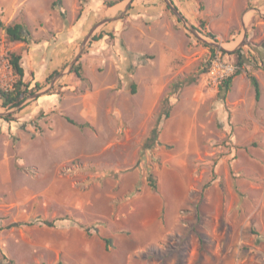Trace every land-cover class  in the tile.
I'll return each instance as SVG.
<instances>
[{"label":"rangeland","instance_id":"rangeland-1","mask_svg":"<svg viewBox=\"0 0 264 264\" xmlns=\"http://www.w3.org/2000/svg\"><path fill=\"white\" fill-rule=\"evenodd\" d=\"M108 1L0 0L31 33L1 36L2 86L7 49L31 86L59 72L0 120V264H264V0H169L186 24L164 0ZM220 50L242 54L228 91L206 83Z\"/></svg>","mask_w":264,"mask_h":264},{"label":"trees","instance_id":"trees-1","mask_svg":"<svg viewBox=\"0 0 264 264\" xmlns=\"http://www.w3.org/2000/svg\"><path fill=\"white\" fill-rule=\"evenodd\" d=\"M125 0H115V1H108L104 2V5L107 8H111L115 6L118 3H121ZM1 36L3 38V43L5 45L9 44H16V43H22L25 45H28L31 40V33L30 30L27 28V26L24 23L17 22V21H11L8 23H5L0 16V41ZM208 37H211L214 39V36L208 34ZM102 38V35L99 34L98 36L94 37V41H98ZM211 53L215 52V49L210 46ZM222 54H229V55H235L236 56V70L232 75L227 77L225 80L220 82L218 84L219 90H225L228 91L231 87V83L234 79V77L240 75L241 73V66L243 64L242 62V54L240 50H235L231 53H226L223 50L219 51ZM215 55V54H214ZM213 55V56H214ZM5 60L8 66V69L10 70L13 80L12 83L4 87L2 86L0 82V109L3 111L0 113V120H3L4 122H12L14 121L15 115L18 114L22 109L27 100L35 96V94L40 91L43 88V84L49 83L55 76L59 74L58 71L54 70L47 78H45L44 83H40L38 81L34 82V84L31 86L30 82H26L24 80V68L22 66V57L21 54L16 51L6 50L5 53ZM71 72H73L78 78H82L81 74V65L77 63L71 68ZM247 78L249 80L250 85L252 86L254 90V97L255 100L258 101L260 98V86L259 82L253 75L248 74ZM182 85L180 84H174L173 90H176ZM134 92V86L132 85ZM163 106L164 109L161 113L162 116L165 118L169 117V105H168V99L163 100ZM66 122L69 124L75 125V123L68 117H65ZM160 119L157 120L155 127L150 131L149 136L144 140L142 144V150H150L152 149L156 143L158 138V125H159ZM86 125H78L79 128H83ZM147 182L151 189H156V182L151 172L147 175ZM105 242V248L108 251L109 247V241L107 239L104 240ZM57 264H62L61 261H58Z\"/></svg>","mask_w":264,"mask_h":264},{"label":"built area","instance_id":"built-area-1","mask_svg":"<svg viewBox=\"0 0 264 264\" xmlns=\"http://www.w3.org/2000/svg\"><path fill=\"white\" fill-rule=\"evenodd\" d=\"M235 70L236 66L231 62L222 60L221 53H218L214 55L206 68V83L217 86L220 82L232 75Z\"/></svg>","mask_w":264,"mask_h":264},{"label":"water","instance_id":"water-1","mask_svg":"<svg viewBox=\"0 0 264 264\" xmlns=\"http://www.w3.org/2000/svg\"><path fill=\"white\" fill-rule=\"evenodd\" d=\"M165 1V4H166V6H167V8L177 17V19H178V21H180V22H183V23H185L186 24V21H185V19H184V17L181 15V13L177 10V8L169 1V0H164ZM190 29H191V31L193 32L194 31V29L192 28V27H190ZM86 41H87V37L84 39V41L81 43V47H80V50H79V54L73 59V61L71 62V64H70V68L72 67V65L74 64V63H76L77 62V60H78V58H79V56H80V54H81V52H82V49H83V47H84V45H85V43H86ZM218 48H222L221 47V45H216Z\"/></svg>","mask_w":264,"mask_h":264},{"label":"crops","instance_id":"crops-1","mask_svg":"<svg viewBox=\"0 0 264 264\" xmlns=\"http://www.w3.org/2000/svg\"><path fill=\"white\" fill-rule=\"evenodd\" d=\"M145 236V235H144ZM147 236V235H146ZM146 238V237H145ZM105 240V239H104ZM108 241H109V247H108V249L110 248V246H111V239L109 238V239H107ZM88 242H90L91 244H92V246H93V249H94V247H98L99 248V246H100V244L99 243H97L95 240H89ZM91 256H92V253L90 254ZM91 258V261H90V263L89 264H103V262L100 260V259H98V258H96L95 259V257H90ZM92 258H94V260H96V262H92Z\"/></svg>","mask_w":264,"mask_h":264}]
</instances>
